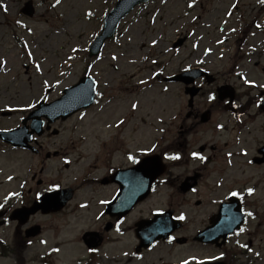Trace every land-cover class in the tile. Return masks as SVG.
<instances>
[{
	"label": "rangeland",
	"instance_id": "rangeland-1",
	"mask_svg": "<svg viewBox=\"0 0 264 264\" xmlns=\"http://www.w3.org/2000/svg\"><path fill=\"white\" fill-rule=\"evenodd\" d=\"M27 1L0 0V3L5 4L0 6V60L7 61L6 66L0 67V129L14 128L19 125L21 120L20 114L2 112L5 111V108L8 111L29 108V103L36 104L43 100L41 99L39 102L36 100V97L42 93L41 83L43 80L47 79L53 85H56V81L59 80V85L44 93L47 96V99L44 100L51 102L59 98L65 88L76 84L91 66V70L88 72L99 82V91L103 92L104 96L100 97L99 105L88 111L83 119L80 116H75L72 120L59 124L58 129L62 135L55 139L57 142L67 143L73 136L75 141L78 139L84 141L79 144L82 146L76 150L77 153H84L83 158L78 159L76 167L77 170L82 169L79 177L86 173L94 155L99 153L103 140L113 138L114 135H119L124 130L122 137L126 139L128 145L134 147V143L137 141L134 135L135 130H138L136 126H142L141 136L144 138V134L149 133L154 136L153 140H158L160 134L157 133L156 128L160 117L169 119L170 115L175 114L178 110L188 109L187 98L183 95L179 85L176 87L171 84L165 85L156 78L152 82V87L145 89L144 86L138 85L137 81L148 79L151 72L160 71V69L165 70L161 76L165 77L182 72L180 69L189 64L195 66V61L202 59L204 50L207 47L214 48L216 41L222 38L223 33L220 31V27L223 25L222 21L226 19L227 12L232 11L231 5L235 2V0H198L197 6L194 9H189L187 3L190 0H167V3H162V0H153L143 9L133 12L124 21L118 39L108 43L101 59H90L89 53L86 51L94 42L97 33L101 31L100 16L102 12L114 6L113 3L117 0H62V4L56 8L51 6L55 0H36L37 12L32 19L24 17L20 13ZM255 4H258V0H239V10H233L234 16L231 25L226 29H230L232 23L241 14L252 18L257 15L260 12V7ZM90 10L93 15L88 17L87 13ZM193 16L198 17V20L193 21L191 19ZM153 18L156 20L155 23H152ZM18 20L21 21V24H17ZM29 29L32 30L31 33ZM183 36H188L189 41L180 49L179 55L174 50L165 51V48L172 49L173 42ZM153 39L159 41L156 47H152ZM25 41L33 53L31 59L26 55L28 49L23 47ZM251 43L254 45L255 41L252 40ZM194 44H198V47H193ZM229 45L225 47V51L218 50L216 52L214 59L219 62L214 65L215 71H224L227 65L226 60L229 58H233L235 61L238 58L240 64L247 63L241 55L235 57L236 49L234 50L232 47L229 49ZM72 47L83 48L86 51L72 53ZM219 52H225V55L229 52L230 55L224 60H220L217 57ZM69 55L74 56L75 59L65 63ZM114 55L117 60L111 59ZM145 56L149 57L148 61L144 60ZM209 59H213V57H209ZM150 60H156L159 67L151 64ZM36 63L41 64L43 76L35 71ZM246 66L249 67L247 64ZM253 73L259 76L257 71H253ZM260 82H264V78ZM105 84L108 85L107 88L104 87ZM162 87L172 88L171 93H163ZM136 98L140 99L142 107L135 119L129 121L121 130L107 127L117 117L127 119L129 101ZM108 100H111L112 103L108 104ZM204 103V99L198 101L201 110L209 109L210 107H203ZM252 109L256 110L255 107ZM214 111L216 114L210 127L203 130V133L189 137L187 145L184 146L181 137L184 122L183 120L173 122L176 126L171 128L167 134L163 147L166 148L168 144L175 145L183 158L178 163L170 165L172 175L169 177V185L160 189L152 200L139 206L136 214L127 220L126 225V230H131L134 228L135 220L148 218L152 210L166 209L168 206H172L180 212L186 211L189 215L186 228L179 233V236H190L187 237L190 243L184 247L164 244L158 250H154L155 252L147 253L142 260H138L134 258L135 255H132L136 245L133 232L129 231L121 236L123 237L121 242H118L120 238L115 237L113 235L115 233H112L109 235L111 241L108 240L109 243L104 248L109 257L106 262L109 264H170L193 256L203 258L217 254L215 252L208 253V250H202V246L195 244L192 241L195 232L207 225L208 217L215 210L213 207L215 199L225 196L229 189L243 191L255 185H259L258 191L250 199V202L259 217L250 222L249 235H242L241 240H252L256 246H260L259 252L263 253L264 168L248 163L250 156L255 155L256 145L253 137L257 136L256 129L255 127L248 129V131L252 130V133L246 140L247 144H243L244 137H242V143L238 145L237 133L240 127H230L228 132L226 130L218 132L216 124L222 122L219 119L221 111L218 106L214 108ZM263 121L264 118L261 117L256 126L261 127ZM187 124L189 123L187 122ZM201 146L208 149L211 146L217 148L215 151L205 153L207 156L213 157L209 167L203 172L201 171L207 178L203 180L199 193L183 197L177 186L179 180L185 179L194 169L200 170L196 162L190 163L187 160V157L190 156L188 153L192 150H199ZM243 148L249 150V156L241 155L240 150ZM227 152H233L236 155L232 158V164L225 162L224 157ZM26 160L31 164V160L26 158L23 153H12L0 144V169L5 172V175H2L4 180L8 174L15 170L20 173L18 171L20 162ZM60 166L59 163H52V167L60 168ZM21 172L22 176L29 173L27 170ZM232 172L239 174L240 181L236 179L239 177H235L236 175ZM63 174L65 176L62 179L66 181L72 178L74 170ZM220 181H223L222 186L218 188L217 184ZM218 189L220 195L217 192ZM1 190L4 193L8 191L7 188H1ZM197 200L204 202L203 206L196 207ZM42 220L48 221L49 219L42 218ZM53 222L58 223L59 218H55ZM71 247L75 251L81 250L72 245ZM184 249H194V251ZM125 251L129 252L128 257L123 255ZM79 253L83 254L81 251Z\"/></svg>",
	"mask_w": 264,
	"mask_h": 264
},
{
	"label": "snow or ice",
	"instance_id": "snow-or-ice-1",
	"mask_svg": "<svg viewBox=\"0 0 264 264\" xmlns=\"http://www.w3.org/2000/svg\"><path fill=\"white\" fill-rule=\"evenodd\" d=\"M162 3H167V0H162ZM258 3L260 5H262V6H264V0H258ZM61 4H62V0H55V3L52 4L51 6L53 8H56L57 6H60ZM197 4H198V0H190V2L187 3V8L194 9L197 6ZM231 8L233 10L238 11L239 0H236V2L231 5ZM5 10H6V8H5ZM92 15H93V13H91V12L87 13L88 17H91ZM227 15L229 17H231L233 15V11H228ZM191 19L193 21H196V20H198V17L193 16ZM155 22H156V20H155V18H153L152 23H155ZM224 23L227 24V21H224ZM17 24H21V21L18 20ZM256 27L257 28H261V27H264V26H262L261 24H256ZM177 31H179V30L177 29ZM223 31H224V29H221V32H223ZM236 31H237V29L235 27H231L230 28V32L236 33ZM29 32L31 33L32 30L29 29ZM253 35H255V33H253ZM226 39H227V36H225L224 38L218 39L216 42L218 44H220V45H223V44H225V40ZM129 40H131V37H129ZM158 42H159L158 40L153 39L152 42H151L152 43V47H156ZM23 47L25 49H28V51L26 52V55L28 56L29 59H31L33 57V53L30 50L29 44L27 43V41H25L23 43ZM193 47H198V44H194ZM84 51H86V49L77 48V47H72L71 48V52L72 53H79V52H84ZM165 51H173V49L165 48ZM174 51H175V53L177 55H179V52H180L179 48H176ZM253 51H255V49H253ZM211 52H212L211 48L206 49L204 51L203 55L204 56H209L211 54ZM219 58L220 59L224 58V53L223 52L220 53V57ZM74 59H75L74 56L69 55L67 60L65 61V63H67L68 60H74ZM97 59H101V57H97ZM111 59L112 60H117V57L114 55V56L111 57ZM144 60L148 61L149 57L145 56ZM132 63H135V61H132ZM150 63L153 64V65H157V67H159V65H158L156 60H150ZM195 63L196 64H203V63H205V61L203 59H197L195 61ZM6 65H7V61L6 60H0V67H4ZM88 70L89 71L91 70V66H89ZM35 71L40 73L41 76H43V74H44L42 66H41L40 63H36L35 64ZM164 71H165L164 69H160V71H153V72H151L149 74L148 79H139L137 81V84L144 86L145 89H150L152 87V82H154L157 77L162 76ZM180 71H182V72H184L186 74H189L192 77V79H189L188 81H186V83L189 86H192L193 80H194L195 88L199 89L203 93L204 102L207 105L211 106L212 108H215V107L219 106L220 104L227 105L230 108H233V109H236V110H239V109L242 108V104L241 103H237L231 98L232 97L231 89L221 88L220 89V95L218 97L217 91H216L215 87L213 86L212 82L211 81H206L203 78V76H202V73L205 71V69H201L199 72H192V65L189 64L188 67H182L180 69ZM61 75H64V73H61ZM236 75L238 77H240V79H241V81L243 82L244 85H248L249 87H252V88L264 89V83H259L258 84L255 80L249 79L248 76H246V75H244L243 73H240V72H237ZM169 79H171V77H169ZM177 79H181V77L178 76ZM96 84H97V82L95 80H93L92 81V85H96ZM57 85H59V80L56 81V85L51 84L47 79L43 80L42 83H41L42 93H41V95L36 97L37 102H39V100H41V99H47V96L44 95V93H47L52 87H55ZM104 87L107 88L108 85L105 84ZM173 87H176V85H173ZM205 89H207V91H205ZM90 90L95 92V96L96 97H103L104 96V93L101 92V91H97L96 87L90 86ZM162 91H163V93L170 94L171 91H172V88L162 87ZM81 95H84V97L86 99H91L90 97H88L83 92L81 93ZM96 102L99 103V101H96ZM107 103L111 104L112 101L108 100ZM188 103H192V101L189 100ZM251 103H253L254 106L257 107V108L261 107L262 105H264V95H261L257 99H253L251 101ZM28 107L29 108H35L36 105H35V103H29ZM101 107H103V105H101ZM141 107H142V104H141V101H140L139 98H136L134 100L129 101L127 119H123V118L117 117L116 120L113 123H109L107 125V127H109V128L115 127L117 130H121L122 127L125 126L129 121L135 119L136 114L140 111ZM10 110L11 111H24L26 109H10ZM233 115L236 116L237 119H239V116L236 115L235 112L233 113ZM21 119H23V117H21ZM81 119H83V115L81 116ZM182 119H186V117L180 114V110L177 111V114L170 115V121H169L168 125H165V121H164L163 117L161 116L159 121H158L157 128H156L157 133L160 134V138L158 140L154 139V140L150 141L147 144L146 147H143L141 149V155L146 157V158L143 159V160L138 159L136 155H133L132 152L129 151V152L126 153L127 160L132 165H138V166H140V168L144 169L145 174H152V175L158 174V172L161 170V159L164 160V161H179V160H181L182 156L180 154V151L177 149V147L175 145H172L169 148H165V147H163V145L165 143L166 136L170 132L171 128L176 126L173 122H177V121H180ZM240 122H241V124L243 123L242 120ZM188 123H189V125H192V121H189ZM217 127L220 128L221 130H223L225 128V125L224 124H218ZM33 139H35V137H33ZM158 149H161L160 155H159V157H154L153 154L156 153ZM188 155H190L191 160L200 162L201 164H204V163L208 162V160H209L208 156L202 154L201 151H197V150L190 151V153H188ZM232 155H233L232 152L228 153V157H232ZM242 155L247 157L248 156V151L244 150L242 152ZM64 163L65 164H71V161L65 159ZM229 163H231L230 159H229ZM248 163L251 164L252 161L249 160ZM7 179L9 181H12L14 179V177L9 175L7 177ZM137 183H138V189L137 190H139V188H143L144 187V181L142 179H138ZM159 183L160 184H165V183H167V181L164 180V179H161L159 181ZM20 187L23 188V187H25V185L21 184ZM58 189H59V184H53L51 186H46L43 191H37L35 193V199L37 201H39L42 198V196H44V194L46 192H53V191H56ZM153 190H155L154 187H153ZM255 191L256 190H255L254 187H248L246 189L247 196L248 197L254 196L255 195ZM191 192L192 193H198V189L193 187V188H191ZM14 197L15 198H19V202L21 204H23L24 201H23V197L21 196V193L20 192H11L8 195H6L4 197V201L2 203H0V215H2L3 210H6V205ZM228 197H238L240 201L244 200V196L240 192L234 191V190H231V189H229V191L226 194L225 198L227 199ZM113 199H115V197ZM109 203H110V201L100 200V204H102V205L103 204H109ZM125 203H127V201H125ZM213 203H215V201H213ZM80 207L81 208H86L88 206L85 205V204H81ZM238 211H239V213L241 215H237L236 213H233L232 217H231L232 218V222L237 224V225H240L242 223L243 224H247L249 218L251 220H255L256 219V214L252 210H246L244 208H240V209H238ZM157 214H162V213L158 212ZM17 215L21 216V223H23V220H24L25 216L22 215L21 213H17ZM104 216H105V213L103 211H100L98 215H95L94 219H95V221L101 222L103 220ZM241 216L243 217V220H241ZM175 219L179 220V221H184V220L187 219V217L183 213H181L178 216H176ZM5 221H7V218H5ZM124 223H125V221L123 219H118L116 221V223H115V231L121 236L124 235V232L121 230V225H123ZM231 231H232L233 237H241L243 234H245L248 231V229L243 227V226H240V227H238V229H231ZM175 239L176 238L174 236H169L168 243L171 244ZM0 243H4V242L0 241ZM40 243L41 244H47L48 241L47 240H41ZM28 244L31 245L32 241L29 240ZM235 245L237 247L241 248V249H245L246 251H248L250 253L253 252L252 247H250V245L248 243H241L240 239H236L235 240ZM87 251L89 253H97V252H100V249L95 246V244H94V242L92 240H89V245L87 247ZM51 252L52 253H60L61 252V248L59 246L53 247L51 249ZM254 254L257 257L260 256V252H255ZM123 255L125 257H128L129 256V252L125 251V252H123ZM132 255H135V253H133ZM227 258H228V253H226L224 251H221L219 253V255H213L211 257V260L220 261V262H226ZM182 264H190V262H189V260L186 259V260H184L182 262ZM197 264H206V262L204 260H199V261H197Z\"/></svg>",
	"mask_w": 264,
	"mask_h": 264
},
{
	"label": "flooded vegetation",
	"instance_id": "flooded-vegetation-1",
	"mask_svg": "<svg viewBox=\"0 0 264 264\" xmlns=\"http://www.w3.org/2000/svg\"><path fill=\"white\" fill-rule=\"evenodd\" d=\"M229 80L225 81V85L229 84ZM218 90V88H217ZM241 96L234 92V101L240 100ZM230 108V107H229ZM230 112L236 114H244V110H236L230 108ZM203 112V111H202ZM201 111L193 112L192 118L197 122L199 117L202 114ZM197 126H203L198 124ZM48 135V134H47ZM46 135V136H47ZM44 136V138L46 137ZM261 148H264V139L262 140ZM37 155L40 160V165L42 167L41 173H43L44 168H46V155L47 146L53 145L54 142L51 141H37ZM57 153L56 157L47 158V161L52 159H60L63 156V152L55 151ZM33 154V156H37ZM45 155V158H44ZM264 160V157H263ZM46 186V182L42 178H38L36 182V186L34 189L29 190L24 196V204L11 203L10 205H6V210H3L2 215H0V241L4 243H0V263L3 264H38L39 260L44 264V259H42L44 253L38 252L36 248V244H38V240L42 238V235L45 231V225L37 223L33 221L36 217L41 214L35 215L29 218L26 223H20L18 221L13 220L14 212L20 209L28 208L36 199L35 193L37 191H41ZM43 216V215H42ZM7 218V221H5ZM107 223V222H106ZM38 227V229H37ZM34 232H38L37 235H33ZM31 240L32 244L29 245L28 241ZM36 256L34 259L31 258V255ZM41 264V263H39Z\"/></svg>",
	"mask_w": 264,
	"mask_h": 264
},
{
	"label": "water",
	"instance_id": "water-1",
	"mask_svg": "<svg viewBox=\"0 0 264 264\" xmlns=\"http://www.w3.org/2000/svg\"><path fill=\"white\" fill-rule=\"evenodd\" d=\"M149 0H122L119 2L116 10L112 13V15L109 17L107 21V27L106 31L103 34L101 38L98 39V42L96 44L97 47L101 46L103 42L110 38L114 32V29L116 25L120 22L122 18H124L135 6H137L140 3H145ZM24 13L32 15L31 9L27 8V10L24 11ZM90 86L95 87V85H92V81L90 79L82 80L81 83L77 86L76 89H71L66 92L67 96L58 101L57 103H54L47 107V110L50 112H54V114L59 115L60 113L62 115H70L74 111H77L79 108L77 105L74 104L78 103L82 99H86L84 95H81V93H85L88 97L91 99H88L89 102H92L95 96V92L90 90ZM71 105H74L73 109H69ZM68 111V112H67ZM65 117V116H64ZM66 118V117H65ZM3 139L5 141H10V139H6L5 136L6 133H3ZM14 143V142H12ZM15 145H18L14 143ZM142 199V198H141ZM231 230H227L225 232V237L230 233Z\"/></svg>",
	"mask_w": 264,
	"mask_h": 264
}]
</instances>
